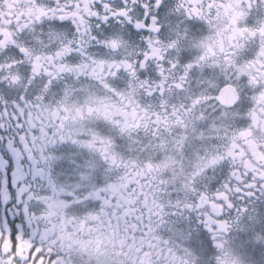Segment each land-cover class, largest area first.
I'll return each instance as SVG.
<instances>
[{
	"label": "snow or ice",
	"instance_id": "6c2138e0",
	"mask_svg": "<svg viewBox=\"0 0 264 264\" xmlns=\"http://www.w3.org/2000/svg\"><path fill=\"white\" fill-rule=\"evenodd\" d=\"M0 264H264V0H0Z\"/></svg>",
	"mask_w": 264,
	"mask_h": 264
}]
</instances>
